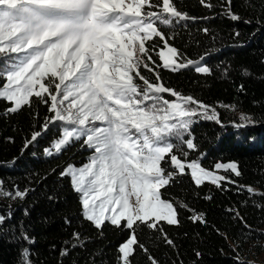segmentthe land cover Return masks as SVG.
<instances>
[{"label":"snow or ice","instance_id":"6c2138e0","mask_svg":"<svg viewBox=\"0 0 264 264\" xmlns=\"http://www.w3.org/2000/svg\"><path fill=\"white\" fill-rule=\"evenodd\" d=\"M200 3L210 11L214 8L210 0ZM232 4L233 0H221L222 13L239 23L243 18L233 11ZM208 19L178 10L174 0H0V53L17 54L8 55L0 68L4 81L0 84V101L9 105L6 114L31 107L33 97L49 106L52 115L41 126L43 132L49 130V123L57 122L62 131L45 149L46 156L62 154L78 142L92 151L85 165H68L61 176L69 178L73 191L80 196L82 215L96 229L108 224L128 232L118 247L119 264H134L139 253L145 255L147 264H160L147 244L140 241L142 229L167 246L176 247L164 226L180 225L178 206L163 197L162 189L177 176L190 175L196 187L210 183L229 190L226 185H235L238 194L243 189L249 197L264 200V191L239 185L233 178L242 175L237 162H218L214 170H209L202 166L203 154L200 159H188L197 151L191 132L196 118L224 126L218 108L234 112L237 105L218 102L213 107L184 96L164 86L159 73L149 67V62H156L147 42L159 38L163 47L156 52L160 60L156 67L212 75V69L203 63L211 50L198 60L185 59L160 30L161 25L186 27L182 22ZM202 31L209 33L208 28ZM239 35L235 32L236 37ZM141 67L152 72L156 82L142 75ZM227 71L223 69L224 74ZM239 90L243 91V85ZM166 93L174 99L165 98ZM239 120L232 121L231 126L239 129L256 122L244 113ZM41 136L42 131L33 132L25 141V149ZM221 171L231 175L219 174ZM28 193V188L20 190L18 186L6 189L0 180V198L23 200ZM255 206L264 210V204ZM179 207L192 213L189 219L193 223H207L204 213L187 204ZM226 211L247 230L233 248L236 264H242L238 249L252 236L253 229L239 209ZM6 219H11V213L8 217L0 215V226ZM258 236H264V232ZM20 237L29 239L24 231ZM81 239L79 233H73L69 247H82ZM69 247L61 250L62 256L69 255ZM201 255L196 252L197 259ZM21 264H31L28 249L21 253Z\"/></svg>","mask_w":264,"mask_h":264},{"label":"trees","instance_id":"16d2710c","mask_svg":"<svg viewBox=\"0 0 264 264\" xmlns=\"http://www.w3.org/2000/svg\"><path fill=\"white\" fill-rule=\"evenodd\" d=\"M210 2L214 5L211 11L200 0H174L178 10L209 19L182 22L186 27L161 25L160 30L185 59L198 60L211 50L212 54L203 63L212 69V75L198 74L191 69L173 72L156 67L160 64L156 52L163 47L159 38L147 42L156 62L155 65L149 62V67L159 73L164 86L184 96H193L213 107L218 102L237 105L234 112L218 108L224 126L209 120L192 125L197 151L191 152L188 159H200L203 154L202 166L209 170H214L218 162H237L242 175L233 178L238 184L264 191V7L261 0H233V11L243 20L252 21L247 24L226 18L221 0ZM257 20L261 23L257 24ZM204 28L209 29L208 34L202 31ZM237 31L239 37L235 36ZM5 59V54L0 53V68L5 65ZM225 68L227 74L223 73ZM140 71L156 82L152 72L143 67ZM3 82L0 79V84ZM137 83L142 82L137 79ZM241 85L243 91L239 90ZM164 95L174 99L167 93ZM8 106L0 101V180L6 189L18 186L20 190L28 188L29 193L23 200L15 199L12 205L0 201V215L8 217L11 213V219L0 226V264H21L25 249L30 252L31 264H119L118 247L127 239L128 232L108 224L96 229L82 215L80 196L73 191L69 178L61 176L68 165H85L92 151L78 142L62 154L46 156L45 149L59 138L62 127L60 122L49 123V130L43 132L41 126L52 115L49 106L35 97L31 107L25 106L16 114H6ZM241 113L250 114L256 122L239 129L231 126L232 121L240 122ZM35 131H42V136L25 149V141ZM225 187L229 190L218 189L210 183L196 187L190 175H183L162 189L163 197L178 206L180 225L164 226L176 247L167 246L146 229L139 230L140 241L147 244L160 264H180V261L236 264L233 248H237L236 241L247 230L226 211L229 208L239 209L253 229L252 236L238 249L242 264L249 261L264 264V236H258L264 232V210L255 206L264 204V200L259 196L249 197L243 189L238 194L235 185ZM180 204L204 213L207 223H193L189 219L192 213L179 207ZM21 231L27 233V241L20 237ZM73 233L80 234L82 247H69ZM65 247H69V255L62 256L61 250ZM197 251L202 254L199 259ZM134 264H147L145 255L137 254Z\"/></svg>","mask_w":264,"mask_h":264},{"label":"rangeland","instance_id":"374dc122","mask_svg":"<svg viewBox=\"0 0 264 264\" xmlns=\"http://www.w3.org/2000/svg\"><path fill=\"white\" fill-rule=\"evenodd\" d=\"M129 2H130V0H129ZM5 54V57H6V59H5V61L4 62H6L7 61V59H8V55H17V54H8V53H4ZM182 70V69H181ZM67 103V102H66ZM202 121V120H206V119H203V118H200V117H198V118H196V122H198V121ZM209 121H212V120H209ZM61 131H62V127H61ZM187 139V138H186ZM53 156H55V155H53ZM92 156V155H91ZM49 157V156H48ZM90 160V158L88 159V161ZM77 168H79V167H77ZM219 174H223V175H226L227 173H224V172H220ZM0 201H5V202H9V204H13L14 203V201L15 200H13V199H8V198H0Z\"/></svg>","mask_w":264,"mask_h":264}]
</instances>
